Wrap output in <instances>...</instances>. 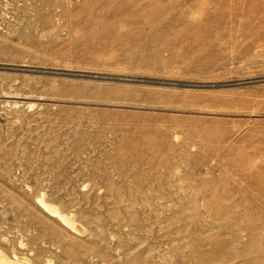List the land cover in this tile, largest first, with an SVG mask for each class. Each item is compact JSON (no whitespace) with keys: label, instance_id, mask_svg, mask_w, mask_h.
Masks as SVG:
<instances>
[{"label":"rangeland","instance_id":"obj_1","mask_svg":"<svg viewBox=\"0 0 264 264\" xmlns=\"http://www.w3.org/2000/svg\"><path fill=\"white\" fill-rule=\"evenodd\" d=\"M0 249L264 264V0H0Z\"/></svg>","mask_w":264,"mask_h":264},{"label":"bare ground","instance_id":"obj_2","mask_svg":"<svg viewBox=\"0 0 264 264\" xmlns=\"http://www.w3.org/2000/svg\"><path fill=\"white\" fill-rule=\"evenodd\" d=\"M29 106H34L33 102H28ZM85 186V185H83ZM37 204L50 216L56 218L63 226L70 229L73 232L81 234L84 232L81 224H79L74 217V214L63 212L60 208L48 201L45 198L44 192H41L36 197ZM22 246V244L20 243ZM51 259H46V264H51ZM0 264H35L31 261L30 257L25 254H17L15 252H11L7 254L5 251L0 249Z\"/></svg>","mask_w":264,"mask_h":264}]
</instances>
